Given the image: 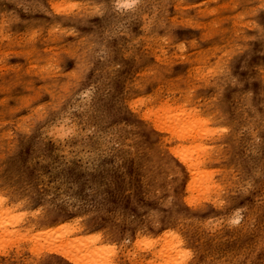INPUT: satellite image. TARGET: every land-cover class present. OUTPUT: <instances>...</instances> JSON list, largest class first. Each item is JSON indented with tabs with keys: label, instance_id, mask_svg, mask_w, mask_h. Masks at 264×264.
<instances>
[{
	"label": "rangeland",
	"instance_id": "obj_1",
	"mask_svg": "<svg viewBox=\"0 0 264 264\" xmlns=\"http://www.w3.org/2000/svg\"><path fill=\"white\" fill-rule=\"evenodd\" d=\"M165 108L210 119L221 191L184 200ZM0 187L113 264L177 237L186 264H264V0H0Z\"/></svg>",
	"mask_w": 264,
	"mask_h": 264
},
{
	"label": "bare ground",
	"instance_id": "obj_2",
	"mask_svg": "<svg viewBox=\"0 0 264 264\" xmlns=\"http://www.w3.org/2000/svg\"><path fill=\"white\" fill-rule=\"evenodd\" d=\"M161 111L164 123L156 122V128L165 130L166 125L167 130L181 142L179 147H174L171 151L177 160L176 170L183 173L179 176L181 181H185L181 189L187 190L189 195L185 196L184 200L190 204L195 199V192L209 197L221 191L228 179L229 167L224 170L222 177L221 172L211 166L212 162L218 161L219 154L214 152L213 146V142H216L214 137H218L217 130L210 132L206 128L210 119L199 117L196 113L185 117L184 108L178 110L179 115H173L171 112L174 109L171 108ZM199 128H205V133L197 132ZM8 192L7 188L0 187V252L5 254L9 262H17L22 251L33 252L35 248L41 247L43 253L37 260L43 264H113L111 258L116 255L111 252L113 247L110 246L113 243H102L100 236L93 238L83 235L82 227L75 221H53L44 219L43 213H26L23 208L25 198L10 196ZM212 200L218 209L224 210L218 205L217 196ZM235 217L240 218L239 215ZM243 221L244 226L250 223L244 217ZM30 243H34V246H30ZM184 244L185 241L180 237H177L174 244L167 241L159 248L152 243L150 255L152 258H159V264H186L184 260L180 262ZM147 264L156 263L150 260Z\"/></svg>",
	"mask_w": 264,
	"mask_h": 264
}]
</instances>
